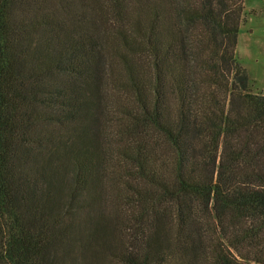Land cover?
Returning <instances> with one entry per match:
<instances>
[{"label": "trees", "instance_id": "obj_1", "mask_svg": "<svg viewBox=\"0 0 264 264\" xmlns=\"http://www.w3.org/2000/svg\"><path fill=\"white\" fill-rule=\"evenodd\" d=\"M239 3L0 0V264H264Z\"/></svg>", "mask_w": 264, "mask_h": 264}, {"label": "rangeland", "instance_id": "obj_2", "mask_svg": "<svg viewBox=\"0 0 264 264\" xmlns=\"http://www.w3.org/2000/svg\"><path fill=\"white\" fill-rule=\"evenodd\" d=\"M237 5L241 12L236 54L250 91L264 95V0H241Z\"/></svg>", "mask_w": 264, "mask_h": 264}]
</instances>
